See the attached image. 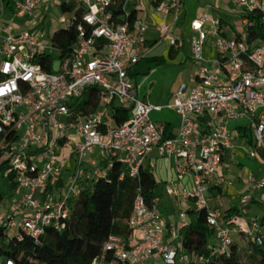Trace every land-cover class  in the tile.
I'll use <instances>...</instances> for the list:
<instances>
[{"label":"built area","instance_id":"1","mask_svg":"<svg viewBox=\"0 0 264 264\" xmlns=\"http://www.w3.org/2000/svg\"><path fill=\"white\" fill-rule=\"evenodd\" d=\"M182 1L11 0L8 13L0 0V152L9 158L4 178L12 174L19 190L16 200L7 197L5 207L7 199L0 201L3 232L23 231L38 240L47 228L60 230L81 187L106 179L116 163L123 169L120 179L137 178L156 151L159 158L174 162L175 177L164 194L183 206L178 216H163L157 198L147 204L138 194L127 220L128 235L109 236L90 264L202 263L203 257L189 255L182 243L175 245L189 209L206 211V225L214 233L208 246L212 253L230 255L235 234L264 241L258 220L242 227L207 204L209 188L225 183L222 160L239 138L230 128L233 122L243 121L248 128L249 158L264 162V38H250L256 21L264 33V0H230L241 11L242 30L233 38L224 37L220 20L206 13L190 22L196 72L191 85L181 84L174 94L169 107L180 125L168 136L164 125L150 119L160 107L137 97L129 71L149 53L144 48L147 26L139 15L170 16L161 32L175 47ZM57 6L70 15L58 21L60 30L76 34L65 50L53 41L59 30L42 28L45 13ZM209 38L215 56L207 60L203 48ZM48 57L50 71L40 60ZM89 87L98 89V106L83 115L71 103L80 101ZM114 104L129 110V119L118 126L108 121ZM246 188L238 194L240 210L252 193L264 204V174H248Z\"/></svg>","mask_w":264,"mask_h":264},{"label":"trees","instance_id":"2","mask_svg":"<svg viewBox=\"0 0 264 264\" xmlns=\"http://www.w3.org/2000/svg\"><path fill=\"white\" fill-rule=\"evenodd\" d=\"M3 1L8 13L11 12V0ZM256 37L264 38L258 21L250 30V38ZM75 38L76 34L72 29L59 30L55 33L53 41L65 50L72 46ZM40 60L44 69L50 71L49 57ZM162 63L163 60L158 58L141 60L134 66L130 75H145ZM97 90L96 87H89L84 91L82 102L77 106V110L83 115L93 113L97 109ZM111 110L114 125H121L129 119L127 108L112 105ZM238 130V137L251 143L248 128L243 126ZM8 165L9 158L0 152V174L3 178L2 187L5 188L3 191L0 187V201L9 197V193L16 189L12 174L4 178ZM122 173L121 165L116 163L108 171L106 179L81 187L78 197L70 202L69 216L60 230L47 228L44 234L35 240L23 231L6 233L0 229V264H4L6 260L15 264H90L101 253L109 236L125 238L129 233L127 220L132 214L137 195L140 194L149 204L153 198H157L161 188L149 169L141 168L139 176L134 179L127 175L120 179ZM58 184L60 182H56V185ZM255 202L259 200L252 197L245 209ZM219 211L225 220L232 214H239L234 208ZM187 218L188 223L179 231L182 246L189 255L201 256L204 260L202 263L191 261L190 264H264V241L258 244L241 234L247 241L246 247L241 248L232 242L230 255L212 253L208 246L213 242L214 233L206 225V211L189 209ZM257 220L264 226V216Z\"/></svg>","mask_w":264,"mask_h":264},{"label":"crops","instance_id":"3","mask_svg":"<svg viewBox=\"0 0 264 264\" xmlns=\"http://www.w3.org/2000/svg\"><path fill=\"white\" fill-rule=\"evenodd\" d=\"M203 13L220 20V30L224 37L229 39L235 36L236 32L232 28L231 19L237 13H235V8L230 0H183L175 23L174 33L178 39L175 47L170 46L161 32V24L169 22L170 16L163 18L155 16L153 13L139 15L147 26L144 36V48L149 50L147 58H158L163 60V63L152 68L147 74L135 77L130 75L134 70L132 67L129 75L135 84L137 97L153 106L160 107V110L151 111L150 118L153 122L164 125L165 133L168 136L175 135L180 125L179 117L169 107L173 102L174 94L181 84L191 85V78L196 72V64L192 61L190 50V39L195 34L190 30V22ZM212 41L209 38L203 48V56L207 60L213 59L215 56ZM112 116L113 112L110 110L108 121L111 122ZM111 125H114L113 121ZM243 126V121H237L233 122L230 128L239 132L238 128ZM250 147L251 143H247L243 138H238L233 152L223 158L220 174L225 183L209 188L207 202L209 208H219L218 210L222 211L234 208L239 212L238 216L242 214L238 203V194L247 189L246 176L253 174L259 178L264 174V162H258L247 155ZM246 159H248V163H246ZM154 164L160 177L164 176L163 179L156 176ZM173 165V160L159 158L156 151H152L142 166V169L151 170L157 183L160 184L161 192L157 196L159 209L161 214L167 218L174 217L171 214V209L179 211L183 207L174 203L164 194V187L175 177ZM183 184L187 185V178ZM252 196L256 199L259 198L257 193H252ZM231 198L236 200V205L230 203ZM255 203L261 205L259 202ZM231 217L235 219L237 216L232 214ZM259 218L257 216L255 220ZM186 222L188 223V218ZM238 225L245 226L243 222H239Z\"/></svg>","mask_w":264,"mask_h":264},{"label":"rangeland","instance_id":"4","mask_svg":"<svg viewBox=\"0 0 264 264\" xmlns=\"http://www.w3.org/2000/svg\"><path fill=\"white\" fill-rule=\"evenodd\" d=\"M241 11L238 10V9H235V14L233 16V18L231 19V25H232V28L233 30L236 32V33H239L242 28H241V25H240V18H239V13ZM45 16L47 17L45 23L46 24H42V28L44 27V29H46L48 32H56L57 30H60L63 28V25L62 24H59L58 21L62 18H65V19H69L70 18V15L66 14V13H63L61 11V9L57 6V7H53V8H50L46 13H45ZM188 39V38H187ZM187 39H186V42H187ZM82 102V100L78 101V102H75L73 101L71 103V106H72V109H77V106L78 104H80ZM77 103V104H76ZM110 115V113L108 114ZM151 119V118H150ZM57 120L60 122V123H65V118H62V117H58ZM152 120V119H151ZM153 121V120H152ZM246 163H248V159H246ZM154 172L156 174L157 177L163 179L164 176L162 175L160 177L159 173H158V169L155 167V164H154ZM67 176V174H65V177ZM2 176L0 174V187L3 189L2 187ZM3 191H5V188L3 189ZM18 195H19V190H17V188L9 193V197H12L13 200H16L18 198ZM7 199V202H3L4 203V207L7 205L9 199ZM4 201H6L4 199ZM208 202V201H207ZM230 203L233 205V204H237L236 203V200L231 198L230 199ZM241 213L243 214H240L239 216L236 217V220H237V223L239 222H243L245 227H248V224L251 222V221H254L256 219L257 216L259 217H262L264 216V204L262 205H258L257 203H252L250 204L249 208L245 209V210H241ZM171 214L172 216L174 217H177L178 216V211L176 210H173L171 209ZM173 217V218H174ZM232 239H233V242L236 243L239 247L243 248V247H246L247 246V241L244 239V236L242 235H232ZM181 240H182V237L181 236H178L177 238V241L175 243L176 246H179L181 244Z\"/></svg>","mask_w":264,"mask_h":264},{"label":"clouds","instance_id":"5","mask_svg":"<svg viewBox=\"0 0 264 264\" xmlns=\"http://www.w3.org/2000/svg\"><path fill=\"white\" fill-rule=\"evenodd\" d=\"M3 91H4L3 89H0V94H3Z\"/></svg>","mask_w":264,"mask_h":264}]
</instances>
